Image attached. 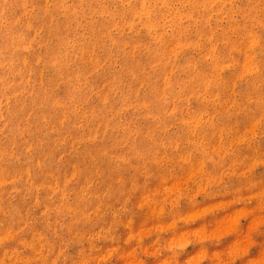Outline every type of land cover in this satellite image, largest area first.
I'll return each mask as SVG.
<instances>
[{
    "label": "rangeland",
    "instance_id": "1",
    "mask_svg": "<svg viewBox=\"0 0 264 264\" xmlns=\"http://www.w3.org/2000/svg\"><path fill=\"white\" fill-rule=\"evenodd\" d=\"M0 264H264V0H0Z\"/></svg>",
    "mask_w": 264,
    "mask_h": 264
}]
</instances>
